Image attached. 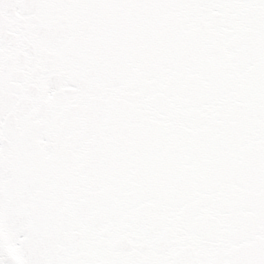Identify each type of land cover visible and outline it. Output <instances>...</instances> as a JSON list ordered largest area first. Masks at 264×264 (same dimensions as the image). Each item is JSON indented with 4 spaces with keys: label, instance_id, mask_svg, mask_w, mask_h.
Returning <instances> with one entry per match:
<instances>
[{
    "label": "snow or ice",
    "instance_id": "obj_1",
    "mask_svg": "<svg viewBox=\"0 0 264 264\" xmlns=\"http://www.w3.org/2000/svg\"><path fill=\"white\" fill-rule=\"evenodd\" d=\"M0 264H264V0H0Z\"/></svg>",
    "mask_w": 264,
    "mask_h": 264
}]
</instances>
